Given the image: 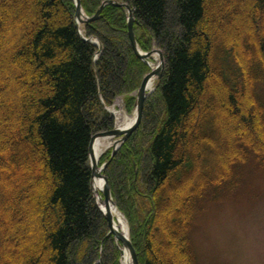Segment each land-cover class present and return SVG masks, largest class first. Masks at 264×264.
I'll return each mask as SVG.
<instances>
[{
	"label": "trees",
	"instance_id": "trees-1",
	"mask_svg": "<svg viewBox=\"0 0 264 264\" xmlns=\"http://www.w3.org/2000/svg\"><path fill=\"white\" fill-rule=\"evenodd\" d=\"M14 1L0 0V264H120L93 201L88 146L113 128L103 104L123 96L130 113L149 69L123 9L106 5L83 26L101 45L93 63L99 49L78 35L73 0ZM105 1L81 7L91 17ZM114 1L134 5L137 45L159 49L165 68L104 175L138 264H198L189 232L204 202L236 188L249 162L264 169V0H245L229 24L235 0ZM215 126L236 140L228 151L198 134Z\"/></svg>",
	"mask_w": 264,
	"mask_h": 264
},
{
	"label": "rangeland",
	"instance_id": "rangeland-1",
	"mask_svg": "<svg viewBox=\"0 0 264 264\" xmlns=\"http://www.w3.org/2000/svg\"><path fill=\"white\" fill-rule=\"evenodd\" d=\"M235 1H237V4L233 5L235 15L233 14L231 19L225 22L226 24L233 23L235 16H242L245 12V0ZM20 5L26 7L29 2L25 3L24 0L13 2V6L16 8ZM247 35L249 34L247 33ZM249 50L253 52L252 47ZM157 63L156 57V61L151 64L155 66ZM211 84L216 85L212 78ZM262 98L264 100V95ZM115 103L117 110H122L128 117L134 116V108L130 114L125 111L122 97H118L114 105ZM214 113L215 119L218 118L219 109L217 106H214ZM203 129L199 127L198 134L205 139L209 137L208 142L215 151L218 149L228 151L234 141L236 142V140L232 142V138L216 126L213 133L206 135ZM21 142L23 141L21 140ZM212 150L209 151V158L211 157V168L214 169L216 162ZM205 153H203L204 157ZM250 163L246 166L244 179L237 188L218 194L216 200L207 201L205 209L196 217L190 231V239L198 264H264V169ZM17 167L18 165L15 163V169ZM205 174L204 170L203 175ZM17 183L18 181L15 180L13 186L15 187ZM0 187L2 188L1 181ZM10 200L13 201L14 197H10ZM169 201L170 196L165 197L166 204ZM1 203H3V198L0 194ZM4 211L5 208L0 209V222ZM26 215L25 212L16 220L21 221ZM3 239L14 250L13 238L6 231ZM169 250L171 251L170 248Z\"/></svg>",
	"mask_w": 264,
	"mask_h": 264
},
{
	"label": "water",
	"instance_id": "water-1",
	"mask_svg": "<svg viewBox=\"0 0 264 264\" xmlns=\"http://www.w3.org/2000/svg\"><path fill=\"white\" fill-rule=\"evenodd\" d=\"M74 4H75V23H76V25H77V23L82 24L84 22H91V21H94V20H97L98 18H100L101 11H102L103 7L107 4L108 5H114V6L120 7V8H124L127 11V29H128L127 35H128V38H129V41H130V44H131V47L134 51L135 56L138 59H140L141 61H143L144 63H146L147 65H148V59H150L152 57V55L155 53L159 56V59H160V64L156 67L155 70H153L150 74L146 75L143 78L141 85L137 91L136 104H135L136 105V116H135V120L132 123V125L126 129L114 128L110 131L99 132L97 134H94L90 139L89 148H88V156H89L90 169H91V189H92V182H93V179L95 177L96 178L101 177L104 181V188H103L102 194L104 196V204L106 206V211L103 212L101 209H99V210L103 213V215H104V217L108 223L110 233L114 235L115 240L117 242L122 243V245L126 251V254L130 258L131 264H138L136 254H135V251L131 245L129 237L123 236L114 228L112 216L107 211L109 202L113 203V201L111 198V194H110L109 186L107 184V180L104 176H102L100 174V171L105 170L108 163L104 164L102 166V168H100V169L98 168L97 160H95L94 154H93V145H94L95 141L101 137L109 138V139L120 137V139L114 141V143L112 145V152H111V159H112L115 156V154H116L118 148L121 146V144L123 142H125L128 139V137L132 134V132H134L138 128V126L141 122L143 104H144V101L146 98V90H147L148 82L150 81V79L153 76H155V78L157 80L161 79L163 66H164L163 59H162V55H161L160 51L153 50L149 53H142L138 49L136 41H135L134 32H133V23H134V19H133L134 5L133 4L122 5L116 1H106L100 6V8L96 11L95 15L90 19H88L85 16V14L83 13L80 0H74Z\"/></svg>",
	"mask_w": 264,
	"mask_h": 264
},
{
	"label": "bare ground",
	"instance_id": "bare-ground-1",
	"mask_svg": "<svg viewBox=\"0 0 264 264\" xmlns=\"http://www.w3.org/2000/svg\"><path fill=\"white\" fill-rule=\"evenodd\" d=\"M96 43V42H94ZM156 56H153L155 58ZM154 68V66H153ZM155 87V79L152 78L148 84V91L153 90ZM111 112L113 113V116L115 118L116 126L121 129L128 128L134 121V116L128 117L126 114L123 113L122 110L116 109V103L113 108H110ZM112 145V140L106 139V138H98L94 145H93V154L95 160H99L101 155L106 151V149ZM104 183L103 180L99 178H94L92 182V190L94 193L95 201L97 205L103 210L106 211V206L103 203L102 197H101V191L103 189ZM108 212L111 214L113 220H114V227L116 230L121 232L124 236H127V227L124 218L119 214L117 209L115 208L114 204L112 202H109ZM121 264H131L128 255L124 252L123 258L121 260Z\"/></svg>",
	"mask_w": 264,
	"mask_h": 264
}]
</instances>
